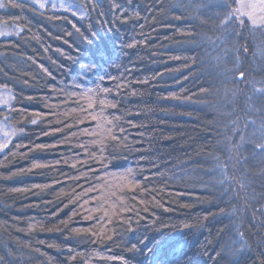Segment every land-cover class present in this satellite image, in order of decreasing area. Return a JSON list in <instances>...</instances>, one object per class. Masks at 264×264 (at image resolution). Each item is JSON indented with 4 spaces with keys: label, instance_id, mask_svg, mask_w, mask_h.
I'll use <instances>...</instances> for the list:
<instances>
[{
    "label": "trees",
    "instance_id": "trees-1",
    "mask_svg": "<svg viewBox=\"0 0 264 264\" xmlns=\"http://www.w3.org/2000/svg\"><path fill=\"white\" fill-rule=\"evenodd\" d=\"M120 3L127 23L109 13L102 29L100 9L75 21L82 33L99 31L92 43L83 42L70 23L47 20L27 6L0 10L1 25L7 19L29 28L23 39L0 38V82L13 93L11 104L0 108V120L14 117L9 123L16 127L22 121L23 142L32 147L14 149L17 154L7 158L0 154L6 165L0 176L16 173L0 179V251L15 250L12 264H144L142 252L131 249L146 251V243L160 264H235L242 245L264 242V8L261 24L252 26L237 16L235 0ZM132 41L138 46L129 49ZM97 66L116 77L101 87L113 89L107 99L118 107L104 111L120 117L123 132L115 128L121 139L108 142L114 146L104 153L107 166L98 174L83 173L89 179L79 181L96 189L86 198L100 209L94 211L98 219H87L72 216L82 212L67 198L75 180L41 191L33 185L63 181V175L58 168L27 169L54 163L65 148L51 145L64 144L65 132L95 126L75 104L64 102L62 89L77 79L82 88L95 87ZM121 76L128 86L117 94ZM69 118L75 127L54 132ZM41 144L48 147H34ZM129 170L139 185L135 192L119 188L120 174ZM112 191L136 211L126 213L108 240L92 233L102 236L112 227L103 215ZM32 224L36 228L29 232ZM240 264L251 261L240 258Z\"/></svg>",
    "mask_w": 264,
    "mask_h": 264
},
{
    "label": "snow or ice",
    "instance_id": "snow-or-ice-1",
    "mask_svg": "<svg viewBox=\"0 0 264 264\" xmlns=\"http://www.w3.org/2000/svg\"><path fill=\"white\" fill-rule=\"evenodd\" d=\"M128 2L130 5L132 0H128ZM26 6L34 14L44 17L47 20L62 21L63 24L70 23L77 33H81L82 41L86 43H92L93 37L99 36V31H97L95 28H92L90 29L91 35L88 33H82L81 28L77 25V23H75V21H84L85 19H89L97 9H100L99 12H96L97 21L101 24L102 29L105 26L109 13L112 14L114 19H119L122 22L127 23V13L124 11L125 6L120 3V0H8L7 4L0 2V9L19 8L23 11ZM100 17H103L104 19H100ZM3 25L5 27L11 28V31H0V37L15 36L23 39L26 32L29 30V28L24 25H10L7 19L3 20ZM108 27L110 29L112 25L108 24ZM67 34L73 35L72 32H68ZM33 38L38 39V37ZM126 46L131 49L137 47L138 45L135 41H132L127 43ZM121 47H124V45H121ZM61 55H64V53L61 52ZM33 63H36V61H33ZM53 63H55V61H53ZM41 70L46 74L51 75L50 71L44 68L42 65ZM89 70L91 71V68H89ZM125 71H131V69H125ZM95 74L99 77V83H96L95 81L93 82L95 87L82 88V82L77 79L73 80L71 84L67 85L66 89H62L64 91V102L69 103L70 106L75 104L77 106V110L85 113L90 118V121L94 122L95 126L83 130L77 127L76 131L74 132H65L62 138L65 142L64 144L53 143L51 145L53 148H65V152L61 154L54 163L50 164L46 162H37L32 165V168L27 169V171L31 172L33 169L58 168L60 174L63 175V181L59 179H53V181L47 185H33L34 189H41V191H43L45 188L54 187L55 184H61L66 183L69 180H75L77 183L72 185L71 193L68 194L67 198L69 203L78 205V208L81 209L82 212L74 211L72 216L74 217L76 215H84V217L87 219H98V217L94 216V211H99L100 209H94L93 207L88 206L90 204V199L86 198L88 193H91L96 189L94 186L84 188L83 185L79 184V181L82 179H89V177L83 175V173L94 172L98 174L99 170H102L107 166V156H105L104 153L107 151L108 147L114 146V143L121 139V137L117 136L115 128L120 127L121 132H123L122 126L118 124L120 117H109L105 115L104 111L106 108L116 109L118 107L116 102H112L107 99L108 96L112 95L113 89L109 87H101L105 79L116 80V77L112 76L108 72L103 71L102 66H97L95 69ZM243 78L244 74L240 73L239 79L243 80ZM123 79L124 77L121 76L120 80H117L115 84V88L118 90L117 94L124 91L128 86L127 83H121V80ZM139 83L147 84L149 81L143 80L139 81ZM0 89L8 94V104H11V100L13 98L12 89L3 82H0ZM132 94L135 95V92L133 91ZM29 99H31V97H29ZM164 99H169V97H164ZM170 99L175 100L177 97L173 96L170 97ZM85 101L87 102L85 103ZM8 104L5 106H8ZM12 107L13 110H15L14 105ZM97 109L99 110L97 111ZM36 115L40 116L42 114L36 113ZM13 119L14 117L4 115L2 120H0V154H2L5 158H7L9 155H16L17 152L14 151V149L19 150L20 148H26L29 151L32 150V147H30L29 144L23 142V137L27 132V129L23 126V122H17L20 124V126L16 127L9 123V121ZM80 122H83V120ZM30 123L36 125L38 120L31 119ZM60 123L61 128L55 129L54 132H60L62 128L75 127V123L71 120V118H69L67 121H61ZM43 134L48 135L49 133L45 131ZM82 137H89L90 139L85 141V139ZM109 141L114 143L109 144ZM34 147L43 149L48 146L41 144L35 145ZM77 148H79L81 151H75ZM68 151H71V155L68 154ZM19 154L24 155L25 153ZM109 155H111V153H109ZM88 161H91V163H88ZM93 164L100 165V169L94 168L92 166ZM5 166V164L0 163V168ZM64 167H67L72 171L65 172L63 170ZM14 175H16L14 172L5 173L3 176H0V179H9ZM131 177V170L120 174L119 188L121 190L126 188L129 192L136 191L139 185L133 183ZM78 187L83 192V195H81V191H77ZM13 191H31V189L16 188L13 189ZM109 195L114 199L109 208L103 212V215L107 225H112V227L106 228L103 231L102 236L95 232L92 234L98 235L102 239L106 238L108 240H112L113 236L108 233L112 232L115 234L116 224L123 226L125 219H127L126 213H134L136 210L126 203L124 198L121 197L117 191H112L109 193ZM133 199H135V197H133ZM61 202H63V200H61ZM4 207L10 210L12 205H9L7 202H5ZM113 217H115V219H113ZM35 228L36 225L32 224L29 226L28 231H34ZM127 230H132L130 222ZM144 249H146V251L137 249L136 246H133V249L131 250H139L142 252L145 257L144 264H160L159 261H153V257L157 255L153 248L148 247V245L145 243ZM14 251L15 250H9L8 247L5 246L4 250L0 251V264H12ZM77 255L80 254L77 253ZM244 257L250 260L251 264H264V242L258 243L255 248H253L250 244L242 245L239 250V258L235 261V264H240V258ZM69 259L75 260L76 256L70 255Z\"/></svg>",
    "mask_w": 264,
    "mask_h": 264
},
{
    "label": "rangeland",
    "instance_id": "rangeland-1",
    "mask_svg": "<svg viewBox=\"0 0 264 264\" xmlns=\"http://www.w3.org/2000/svg\"><path fill=\"white\" fill-rule=\"evenodd\" d=\"M5 1L7 0H0V2L3 3H5ZM235 2L237 7L236 12L239 18H246L252 26H259L261 24V13L264 8V0H235ZM5 9L6 8H4V10ZM0 31H11V28L5 27L0 23ZM8 99V94L0 89V108L6 107L5 105L8 104Z\"/></svg>",
    "mask_w": 264,
    "mask_h": 264
}]
</instances>
